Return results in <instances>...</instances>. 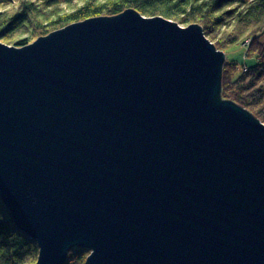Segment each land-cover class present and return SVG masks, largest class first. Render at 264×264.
Here are the masks:
<instances>
[{"label": "water", "instance_id": "water-1", "mask_svg": "<svg viewBox=\"0 0 264 264\" xmlns=\"http://www.w3.org/2000/svg\"><path fill=\"white\" fill-rule=\"evenodd\" d=\"M225 59L135 8L0 41V197L36 264H264V122Z\"/></svg>", "mask_w": 264, "mask_h": 264}, {"label": "trees", "instance_id": "trees-1", "mask_svg": "<svg viewBox=\"0 0 264 264\" xmlns=\"http://www.w3.org/2000/svg\"><path fill=\"white\" fill-rule=\"evenodd\" d=\"M129 8L183 26L199 23L223 51L249 39L246 56L254 63L236 75V63L226 60L221 96L264 121V0H0V41L22 47L73 22ZM90 252L76 246L65 264H86ZM38 255L37 240L14 223L0 197V264H36Z\"/></svg>", "mask_w": 264, "mask_h": 264}, {"label": "rangeland", "instance_id": "rangeland-1", "mask_svg": "<svg viewBox=\"0 0 264 264\" xmlns=\"http://www.w3.org/2000/svg\"><path fill=\"white\" fill-rule=\"evenodd\" d=\"M245 43V42H244ZM244 43H236L232 45L229 48H226L224 53H225V62L226 60L228 62H234L236 63V75L242 74L246 70V65H252L254 63V60L246 56V51L248 47L244 45ZM219 49V48H218ZM221 50V49H219ZM223 51V50H222ZM232 76V77H237V76ZM264 122V121H263Z\"/></svg>", "mask_w": 264, "mask_h": 264}, {"label": "built area", "instance_id": "built-area-1", "mask_svg": "<svg viewBox=\"0 0 264 264\" xmlns=\"http://www.w3.org/2000/svg\"><path fill=\"white\" fill-rule=\"evenodd\" d=\"M249 44H250V40H249V39H246L244 45H245L246 47H248Z\"/></svg>", "mask_w": 264, "mask_h": 264}]
</instances>
